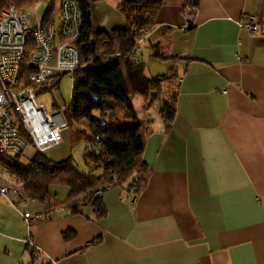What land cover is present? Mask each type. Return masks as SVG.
I'll use <instances>...</instances> for the list:
<instances>
[{
	"label": "crops",
	"instance_id": "obj_1",
	"mask_svg": "<svg viewBox=\"0 0 264 264\" xmlns=\"http://www.w3.org/2000/svg\"><path fill=\"white\" fill-rule=\"evenodd\" d=\"M84 1L93 29L124 27L119 0ZM181 2L161 1L148 36L167 47L156 59L174 75V114L165 128L143 123V189L131 202L126 187L105 188L100 218L88 204L73 214L55 205L63 185L49 188L48 205L13 207L0 194V264H29L32 245L46 264H264V39L237 25L264 16V0H196L185 29ZM42 154L70 155L66 127ZM44 208L48 218L23 223L19 210Z\"/></svg>",
	"mask_w": 264,
	"mask_h": 264
},
{
	"label": "trees",
	"instance_id": "obj_2",
	"mask_svg": "<svg viewBox=\"0 0 264 264\" xmlns=\"http://www.w3.org/2000/svg\"><path fill=\"white\" fill-rule=\"evenodd\" d=\"M7 1L16 9L25 11L24 7L34 0H0V8ZM161 1L119 0L116 8L123 16L124 27L104 31L91 27L88 3L75 0L79 31L72 43L77 50L79 65L71 75L69 101L62 112L65 122L72 120L83 126L77 129L78 136L88 143L81 154L83 169L78 170L74 166L70 155L53 161L42 153L34 152L25 164H19L20 153H0V162L19 180L23 193L29 199L48 205L49 188L63 185L66 193L62 199L54 201L55 205H62L66 212L73 214L81 212V206L88 204L92 216L100 218L105 214L101 192L106 184L127 189L132 186L135 194L143 189L149 171L141 156V119L129 94H137L145 108L151 96L158 97L156 113L165 128L174 114L173 94L168 90V83L174 75H146L142 61L123 56L132 47L140 30L152 27ZM186 1L190 8L188 28L192 25L196 0ZM52 10L53 3L49 0L39 20L53 22ZM145 40L151 57H169L166 45L148 37ZM29 71V66H22L21 77ZM92 110L97 111L96 116L90 114ZM18 131L25 137L21 126H18ZM61 234L62 238L68 239L73 231L65 229ZM34 255L35 250L31 246L29 264H46L34 260Z\"/></svg>",
	"mask_w": 264,
	"mask_h": 264
},
{
	"label": "built area",
	"instance_id": "obj_3",
	"mask_svg": "<svg viewBox=\"0 0 264 264\" xmlns=\"http://www.w3.org/2000/svg\"><path fill=\"white\" fill-rule=\"evenodd\" d=\"M189 6L182 0L180 13L182 29L187 26ZM237 25L248 36L264 39V16L255 13L241 15ZM79 31L75 0H60L56 23L41 22L33 13L18 10L7 1L0 8V153L15 154L30 147L33 152L43 153L61 141V131L66 127L61 107L48 109L36 94L47 86L57 73H69L78 67V55L72 41ZM150 29H141L130 50L123 58L136 60L141 42L149 36ZM30 71L21 77V67ZM224 92V89H221ZM18 126L25 133L23 137ZM110 187L109 184L105 188ZM128 195L133 202L136 194L129 186ZM0 194L13 206L27 203V197L19 180L0 164ZM58 207H54L56 210ZM24 224L48 218V210H19ZM28 241V240H27ZM32 244L30 241H28ZM34 260L37 261L38 249Z\"/></svg>",
	"mask_w": 264,
	"mask_h": 264
},
{
	"label": "rangeland",
	"instance_id": "obj_4",
	"mask_svg": "<svg viewBox=\"0 0 264 264\" xmlns=\"http://www.w3.org/2000/svg\"><path fill=\"white\" fill-rule=\"evenodd\" d=\"M49 0H34L30 3H28L24 10L28 13H33L38 17H42L46 4ZM53 3V10L51 12V17L54 20V24L56 23L58 19V0H52ZM149 40H151V37H149ZM149 53V46L147 40L144 42H141L139 44V47L137 49V57L140 61L143 62V69L144 73L146 75H154V74H164L163 69L164 66H162V62L156 58L151 57L148 55ZM51 83H53L51 85ZM70 87H71V78L69 73H60L55 76H53L51 79H49L47 83V87L44 88L41 92L36 94V100L41 101L45 104V106L48 109L55 108V107H61L64 108L68 101L70 96ZM162 93H160L161 95ZM130 100L132 102V105L135 109V112L141 119V124L143 126V123L149 122L151 123L153 120L159 121V117L157 116L155 106L158 103V97L151 96L148 99V106L145 109L143 107L144 102L137 94H129ZM92 116L97 115L96 110H92L90 113ZM66 129L68 131V146H69V154L70 158L72 160V163L78 170H82V160H81V154L88 145L87 141L84 140L81 136L79 137L77 134V129H81L83 127L80 123H75L72 120L66 121ZM142 129V127H141ZM17 162L19 164H25V159L20 155L17 159ZM0 164H2L0 162Z\"/></svg>",
	"mask_w": 264,
	"mask_h": 264
}]
</instances>
